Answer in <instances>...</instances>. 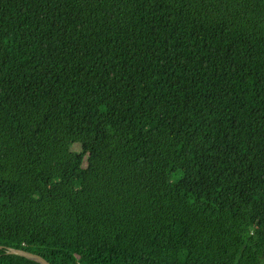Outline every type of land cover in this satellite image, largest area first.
Segmentation results:
<instances>
[{
    "label": "trees",
    "instance_id": "1",
    "mask_svg": "<svg viewBox=\"0 0 264 264\" xmlns=\"http://www.w3.org/2000/svg\"><path fill=\"white\" fill-rule=\"evenodd\" d=\"M0 246L264 264V0H0Z\"/></svg>",
    "mask_w": 264,
    "mask_h": 264
},
{
    "label": "water",
    "instance_id": "2",
    "mask_svg": "<svg viewBox=\"0 0 264 264\" xmlns=\"http://www.w3.org/2000/svg\"><path fill=\"white\" fill-rule=\"evenodd\" d=\"M1 247L2 246H0V248ZM5 250H6L7 253H11V254H14V255H17V256H20V257H24L26 259L32 260V261H34L36 263H39V264H50L49 262H47L40 255L32 253V252H29V251H25L23 249H16V248H13V247H5Z\"/></svg>",
    "mask_w": 264,
    "mask_h": 264
},
{
    "label": "rangeland",
    "instance_id": "3",
    "mask_svg": "<svg viewBox=\"0 0 264 264\" xmlns=\"http://www.w3.org/2000/svg\"><path fill=\"white\" fill-rule=\"evenodd\" d=\"M18 212H17V210H12V211H10L9 212V214L6 216V219L7 220H4V222L5 223H8V222H11V221H13L12 220V218H13V216H15L16 214H17ZM41 244H42V242L40 243V246H41ZM22 245H24V243H22ZM45 246V245H44ZM25 250V249H24ZM26 251V250H25Z\"/></svg>",
    "mask_w": 264,
    "mask_h": 264
},
{
    "label": "clouds",
    "instance_id": "4",
    "mask_svg": "<svg viewBox=\"0 0 264 264\" xmlns=\"http://www.w3.org/2000/svg\"><path fill=\"white\" fill-rule=\"evenodd\" d=\"M42 246H44V247H46V246H52V245H49V244H45V243H42L41 244ZM4 249H5V247H4ZM17 249V248H16ZM24 250V249H23ZM6 251V250H5ZM30 252V251H29ZM33 253V252H32ZM36 254V253H35ZM39 255V254H38ZM77 255V254H76ZM41 256V255H40ZM42 257V256H41ZM29 260V259H28ZM46 260V259H45ZM32 261V260H31ZM47 261V260H46ZM48 262V261H47ZM51 264V263H50ZM78 264H80V263H78Z\"/></svg>",
    "mask_w": 264,
    "mask_h": 264
}]
</instances>
